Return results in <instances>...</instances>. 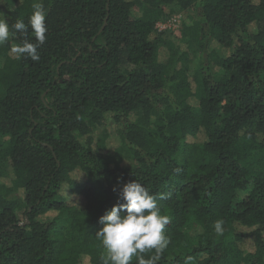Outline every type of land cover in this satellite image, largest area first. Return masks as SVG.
I'll list each match as a JSON object with an SVG mask.
<instances>
[{"label":"trees","instance_id":"obj_1","mask_svg":"<svg viewBox=\"0 0 264 264\" xmlns=\"http://www.w3.org/2000/svg\"><path fill=\"white\" fill-rule=\"evenodd\" d=\"M33 3L38 61L11 52L36 42L11 28ZM191 10L179 38L157 28ZM0 16V264H101L100 218L135 180L170 220L156 264H264V0H0Z\"/></svg>","mask_w":264,"mask_h":264},{"label":"clouds","instance_id":"obj_2","mask_svg":"<svg viewBox=\"0 0 264 264\" xmlns=\"http://www.w3.org/2000/svg\"><path fill=\"white\" fill-rule=\"evenodd\" d=\"M32 8L28 25L23 20H17L11 28L13 34L24 33L30 26L36 42L25 40L22 45L13 46L11 52L38 61L40 56L37 49L46 40V10L42 3H33ZM9 36V23L0 16V44L5 43ZM121 197L124 203L114 206L100 218L103 227L96 236L107 252L106 256L101 257V264H131L134 256L138 264H156L169 244L164 233L170 223L169 217L160 214L156 197L137 180L124 185ZM222 223L218 220L214 225L217 234H222ZM153 249L155 255L145 260L141 254Z\"/></svg>","mask_w":264,"mask_h":264},{"label":"rangeland","instance_id":"obj_3","mask_svg":"<svg viewBox=\"0 0 264 264\" xmlns=\"http://www.w3.org/2000/svg\"><path fill=\"white\" fill-rule=\"evenodd\" d=\"M189 13H193V10H191L190 12H186L184 14H176L166 20H163V21H159L158 24H157V28L159 29L160 32L164 33V34H167V36H170L172 38H179L180 37V32H181V25H182V20L183 18H185ZM179 15H182V20L181 22H176V23H173L171 24V20L176 17V16H179ZM163 56L165 57V54L163 52ZM2 63V59H0V64ZM108 129L110 131L111 134H115L116 133V127L112 124V122H109L108 123ZM198 143L199 144H202L204 143V141H206V135L205 134H200L198 136V139H197ZM2 142L5 143V146L8 144V139L6 138H2ZM117 143H118V139L116 136L113 135V137L110 139L109 141V145L111 147V149L113 150L116 146H117ZM5 170L8 172L9 168L6 167ZM19 219L24 222L25 221V218L23 216L22 213H19Z\"/></svg>","mask_w":264,"mask_h":264},{"label":"built area","instance_id":"obj_4","mask_svg":"<svg viewBox=\"0 0 264 264\" xmlns=\"http://www.w3.org/2000/svg\"><path fill=\"white\" fill-rule=\"evenodd\" d=\"M182 18H183L182 15H179V16L174 17L171 20V24L176 23V22H181Z\"/></svg>","mask_w":264,"mask_h":264}]
</instances>
